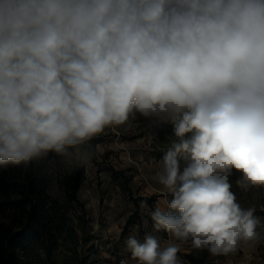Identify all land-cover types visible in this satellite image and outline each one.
Here are the masks:
<instances>
[{
  "label": "clouds",
  "instance_id": "9594fccd",
  "mask_svg": "<svg viewBox=\"0 0 264 264\" xmlns=\"http://www.w3.org/2000/svg\"><path fill=\"white\" fill-rule=\"evenodd\" d=\"M137 115L174 125L154 230L213 255L260 239L229 176L264 187V0H0V166L69 160ZM125 243L182 264L180 243Z\"/></svg>",
  "mask_w": 264,
  "mask_h": 264
},
{
  "label": "rangeland",
  "instance_id": "374dc122",
  "mask_svg": "<svg viewBox=\"0 0 264 264\" xmlns=\"http://www.w3.org/2000/svg\"><path fill=\"white\" fill-rule=\"evenodd\" d=\"M159 126L160 132L154 133L158 126L137 115L125 125L106 128L69 160L50 152L33 159V171L28 170L26 163L0 166V176L8 184L7 189H0V240L7 229H16L22 220V208H10L7 203L18 199L26 185L32 182L35 190L44 191L56 202L49 226H73L86 240L78 244L77 257L60 242L53 247L50 257L43 250L28 245L19 251L22 264H77L76 259L81 257L85 264H120L121 260L135 264L125 243L129 235H135L141 242L146 235H153L162 247L169 242L180 243L178 256L182 264H187L183 254L191 241L181 243L172 240L163 230L156 232L151 220V211L171 199L159 183L162 159L157 156L175 139L174 125ZM77 174L80 183L76 190L77 200H73L66 187ZM123 177L127 178L129 189L121 186ZM240 177L241 173L233 170L229 176L231 190L242 208L256 209L255 215L261 221L257 226L260 239L241 243L234 252L212 254L213 264H264V187L241 189L237 185ZM153 195L156 198L152 203L139 200V210L135 213L132 199ZM131 218L134 223L127 222ZM44 237V240L50 238L48 234Z\"/></svg>",
  "mask_w": 264,
  "mask_h": 264
},
{
  "label": "trees",
  "instance_id": "16d2710c",
  "mask_svg": "<svg viewBox=\"0 0 264 264\" xmlns=\"http://www.w3.org/2000/svg\"><path fill=\"white\" fill-rule=\"evenodd\" d=\"M158 126L154 133L160 132ZM168 150L163 149L159 152L157 158L162 159L164 153ZM28 170L35 169L33 160L26 163ZM80 175L73 177L72 182H67L66 192L73 200L76 198V190L79 187ZM29 182L21 196L16 200H11L7 203L10 208H22V220L16 229H7L0 240V264H22V255L19 251H23L26 247L35 246L36 249L43 250L46 255L51 256L54 246L58 242L68 247L70 253L75 257L78 256V244L82 240H86L85 235H79L76 228L73 226L51 228V213L55 210V200L49 198L44 191H37ZM123 189H129L126 186L127 178L123 177L120 180ZM8 184L3 176H0V189L5 190ZM171 197V195L169 194ZM156 196H142L141 198L132 201L135 205V213L139 210V200L152 203ZM128 223H134V219H128ZM50 238L44 240L45 235ZM190 241V240H189ZM70 243H73L70 245ZM70 245V246H69ZM183 259L187 264H213V256L206 249H195L189 244L188 251L183 254ZM77 264H85V260L81 257L76 259Z\"/></svg>",
  "mask_w": 264,
  "mask_h": 264
}]
</instances>
